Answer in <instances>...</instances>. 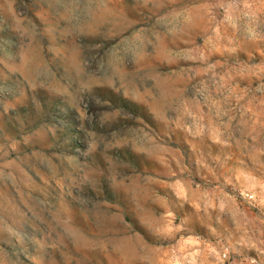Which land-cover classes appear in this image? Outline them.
I'll use <instances>...</instances> for the list:
<instances>
[{
    "label": "rangeland",
    "instance_id": "1",
    "mask_svg": "<svg viewBox=\"0 0 264 264\" xmlns=\"http://www.w3.org/2000/svg\"><path fill=\"white\" fill-rule=\"evenodd\" d=\"M0 264H264V0H0Z\"/></svg>",
    "mask_w": 264,
    "mask_h": 264
}]
</instances>
